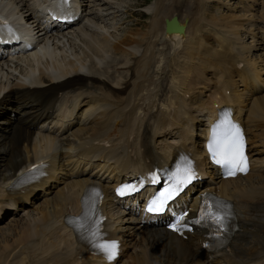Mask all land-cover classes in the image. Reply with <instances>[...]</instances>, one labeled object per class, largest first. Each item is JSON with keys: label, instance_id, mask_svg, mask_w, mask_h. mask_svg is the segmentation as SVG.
<instances>
[{"label": "bare ground", "instance_id": "obj_1", "mask_svg": "<svg viewBox=\"0 0 264 264\" xmlns=\"http://www.w3.org/2000/svg\"><path fill=\"white\" fill-rule=\"evenodd\" d=\"M3 1L9 6L12 13L19 15V19L30 15L29 8L25 5L24 0H0V2ZM180 1L183 0H178L179 4H176L175 1L174 4L172 2L168 4L164 0H157L150 13L151 18L148 29L142 32L131 28L127 34L125 32L123 36L118 35V40L111 41L105 34L98 35L95 30L88 32L90 23L83 22L80 24L81 21L79 20V25L77 23L76 26L66 29L62 32L61 38L52 44V46L58 43L64 44L57 50L61 53L62 59L56 65V75L51 76L43 71L40 72L44 80L52 77L61 79L59 84H51L49 87L40 90L29 87L28 83L22 81L18 84L11 82L9 86L6 85L7 90L0 97V130H7L6 133L0 132V144L1 149L3 147L8 149H3L0 152V157L4 159V161L1 159L2 162L0 163V177L5 176V173H2L4 168L11 167V173H13V169L16 167L21 169L25 161L40 156L41 152L36 149L35 140L31 142V145L23 143L22 146L18 145V140L25 138L29 141L30 139L29 130H26L27 121L29 120L26 119H31L34 114H29L28 111L36 107L35 105L42 98L43 101L38 105V108L43 111L42 106L50 104L59 89L62 91L67 89L68 91L65 90L63 94L76 98V105L84 104V108L80 110L81 120L86 119L93 110H97L87 121L90 122L89 130L86 129V125L83 123L76 129L70 130L68 134L76 132V137L80 139L94 135H103L104 137L112 135L111 140L114 145L117 143L118 138H121L120 150L117 151V148L114 150L109 149L107 151L108 157L114 161L121 156L123 166L134 170L135 168H145L150 162L160 161L162 158V152L154 149L149 142V134L150 137H154L176 132L177 135L183 138L179 145L171 146L170 143H162L155 146V143L153 144L158 148H165L166 145L171 146L165 153L167 155L170 149L172 152L179 148L185 149L187 139H192L193 135L195 137L203 133V126L200 128L198 126L203 125L205 120H209L214 116L216 108L211 105L213 101L230 100L229 93H226L225 89L226 87H236L234 84L235 76L247 89L255 86L261 87V79H259L261 67L259 63H256L255 58L242 54V44L232 41L229 35L230 32L225 30L223 36L214 35L223 49L219 48L217 50L220 51H217L205 47L204 41L200 43L201 41L197 36L196 31L200 29L197 18L191 17L188 20L187 14L190 10L186 7L187 0H184L185 4H180ZM0 9L5 10L7 8L0 6ZM171 14H175L177 19L183 23V31L165 32L163 30V18L169 17ZM213 23L216 24V21L213 20ZM104 26L106 27L105 31H111L108 25ZM231 33L237 35L238 31ZM36 34L42 33L37 31ZM87 37H90L91 40ZM164 37L170 39L183 38L182 50L177 49L174 56L177 68L173 71L175 81H172L170 91H166L165 77L156 82L155 80L152 81L148 73L149 69L158 65L155 64L156 57L154 54L161 51L157 48V44L162 43ZM171 42L173 43V41ZM142 43L143 47L139 51ZM137 51H139L138 54H136ZM110 53H117V55L112 56ZM69 54L72 57L66 58ZM178 57L182 58L181 61L183 62V64L179 63L180 69ZM198 58L201 59V63L194 70V78L188 80L191 77L192 64ZM237 60L243 61L241 69H236L233 66ZM207 67L216 70V73L213 72L217 79L214 89L205 101H199L195 105L187 103L182 96L183 91L188 90L185 86L186 83L195 84L197 77L202 82L203 87L208 88V84L201 78L203 69ZM251 67L253 68L250 69ZM149 83H153V91L140 92L143 88H147L146 86ZM12 84L17 85L14 90L11 88ZM176 88L177 91H175ZM166 92H169L167 96ZM167 98L168 101L166 102ZM233 98L235 103L242 104L239 92H235ZM139 99H141V102L143 101L142 105L138 101ZM170 102L175 103L171 113H169L170 109L168 107ZM140 107H142V114L135 120L134 114ZM205 107L206 109H204ZM88 109H91L92 112L87 113ZM236 110L240 112V107L237 106ZM96 113H99V116H95ZM247 121L252 122L256 129L254 135L257 137V143L262 144V150L249 148L250 139L247 131ZM135 122L138 124V129L141 130L138 142L134 138H129ZM173 127H176L178 131L173 130L170 132ZM197 128L200 132L196 131ZM244 129L249 155L253 156L254 152L258 151L255 154L259 156L264 150V92L253 96L251 99L245 114ZM41 134L46 135L45 133ZM2 135L8 137L9 141L2 140ZM68 138L67 135L62 139L63 144L68 141ZM162 139H165V137H162ZM55 140L60 141L59 137L54 136L42 138L41 141L45 144ZM192 140L194 146L191 151L200 152V142L197 146L194 139ZM11 141L13 142L11 143ZM252 142L254 141L252 140ZM262 160L260 158L259 161ZM46 161L47 166L44 168L46 175L28 185L26 192H30L35 185H40L43 181L46 182V178L53 175L54 169L59 168L63 163V160L55 161L51 155L47 156ZM106 167L107 177H109L108 184L111 186L115 178L114 167L110 162L106 163ZM250 173L251 170L243 176H236L234 181L247 179ZM259 177L260 180L258 181L254 180L234 185L231 189L228 188L227 184L233 182L232 178L223 179V182H227L226 185L221 183V188L229 193L232 192L235 197V208L237 210L238 229L232 233L227 255L221 252L220 254H213L209 261H200L199 258L203 255V250L200 249L201 236L199 232H195L194 237L190 239L188 244H184L182 240L174 241L169 237L167 243L171 247H168V250L162 255L139 256L140 258L136 259L133 264H215L218 257H221L222 264H254L258 259H262L264 257V231L262 230L264 227V166L260 168ZM86 183V179H78L76 185L69 192L59 194L52 199L50 209L47 207L40 208L39 213L41 216L37 227L28 226L29 222L34 219V216H32L30 220L19 221L16 224V230L12 231L11 237L0 238L2 242L0 244V264H73L77 259L78 262L80 259L83 260L85 249L82 246H76L72 242L68 230L63 227L62 214L66 210H78V197ZM106 185L104 183L106 195L110 196L111 191L107 189ZM10 230L7 229L8 234ZM18 238H20V241H17ZM4 247H9L8 255L3 251ZM12 251L14 252L11 256L9 254ZM97 263L106 264L99 261Z\"/></svg>", "mask_w": 264, "mask_h": 264}, {"label": "snow or ice", "instance_id": "obj_2", "mask_svg": "<svg viewBox=\"0 0 264 264\" xmlns=\"http://www.w3.org/2000/svg\"><path fill=\"white\" fill-rule=\"evenodd\" d=\"M208 151L214 161L225 169L228 176L235 175L236 172L247 171V160L244 154V139L238 127L228 119L227 113H224L221 120L215 124L211 131V137L207 145ZM195 178V172L192 162L185 159L182 164H178L176 170L169 176L167 186L160 191L149 203L146 208L148 212L160 213L164 211L167 203L172 200L182 188L189 184ZM152 180L155 182L156 177ZM135 188L125 185L117 190L119 195H125L127 192L134 191ZM201 208L199 218L195 223H206L214 226V234L219 236L225 229V221L228 215L226 204L219 198L205 194L201 197ZM187 213L176 218L175 223L169 225L173 231H180L185 227L183 221ZM91 219L88 211H85L83 220L86 222ZM96 232H92L93 239L97 237ZM103 252L109 260L117 255L118 244L115 241H102L94 245Z\"/></svg>", "mask_w": 264, "mask_h": 264}, {"label": "rangeland", "instance_id": "obj_3", "mask_svg": "<svg viewBox=\"0 0 264 264\" xmlns=\"http://www.w3.org/2000/svg\"><path fill=\"white\" fill-rule=\"evenodd\" d=\"M141 1L142 0H119L118 10H113L110 6H108V4H104L107 1H102V3H103V4H101V13L103 14V18L102 19L104 21H111L112 20L111 24L113 25V29L116 32L115 36H117L118 34L120 36H123L124 33L126 32V34H127L128 30L129 29L131 30V28H135L136 31H142V32H144V31H146L148 29L149 21H150V18H151V14L148 15V17H149L148 24H146L147 20H148V17L147 18L141 17L140 19H142L143 21H141V20H133L132 21L130 19V20H128V22L126 24V29H125V26H124L125 22L122 19V16L124 15V9L127 10V11H129V10L138 11L141 8L146 9V7H144L143 5L139 4V3H141ZM152 1H154V0H150V2H152ZM174 1L176 2V4H179V2H177L178 0H171V2L173 4H174ZM183 2H184V0L182 2L180 1V4H184ZM249 2H252V4H251V9H249V14L247 13L248 16L250 17L251 13H253L254 15L259 14L260 13V7H261V0H202V1L198 0V3L196 2L197 4L196 3L194 4L195 5L194 6V10H195V15H198L200 18H209L211 16H219L221 21L218 20V17H213V18L210 19V21L213 22V20H215L217 24L221 23V25L223 27H224V19H226V20H229V22H231L233 24L239 25V27H241V29H244L242 27V25H240L238 23V20H241V19L244 18V16H240V14H241V12L244 9V5H247V3H249ZM94 4L95 3L93 1H90V5H89V8H88L89 11L92 10ZM127 7H128V9H126ZM98 17L100 18L99 15H98ZM136 17H139V16H136L134 14L132 16H130V18H136ZM193 18H195V19L197 18V22H199V18L198 17H193ZM251 19L254 21V26L256 28L254 30V31H256L255 36H254V38H256V41H255L256 47L252 46L251 37L246 35V33H244V36L242 37V39H240V42L243 45H246V46L251 44V47L249 46L250 47L249 48V52L252 50L250 52L251 56L256 57V55L261 56L262 53H264V33L258 26H256L255 20L253 18H251ZM256 21H258V19H256ZM201 23H202V28H203V30L206 33H215V34H219L220 33L212 25H209V24L205 23L204 21H201ZM130 25L134 26V27H131ZM144 25H145V27L142 30H140L141 27H143ZM100 26H102L104 29L106 28L104 25H101V18L99 20V25L97 27L101 28ZM114 26H115L116 29L114 28ZM198 27L200 28L199 30H201V27H200L199 23H198ZM193 28H195V27H193ZM225 30H227V29H224V31ZM227 31H229V32H237L238 30L235 29L234 31L233 30H227ZM121 32H123V33H121ZM223 32H222V36H223ZM260 32H262L263 35H261ZM198 34L199 33H197V36H198V39L201 41L200 43H202L203 41L205 42V39H202ZM98 35H101V34H98ZM204 38H206L209 41L216 40L214 36L212 37V36H209V35H206ZM166 40H167V45L165 46L164 51L159 54L160 56L162 55V59L161 60L164 61L163 62L165 64L164 68L166 67V70H167L165 73L164 72L162 73L163 77L166 76V75H171L172 69H173V63H172L173 58H172V56H174V53L177 50V47L174 46L176 41L169 40L167 37H166ZM171 41H173V43ZM217 44H219V42H217ZM210 45L215 46L216 45V41H212L210 43ZM205 47H207V46L205 45ZM174 48H175V50H174ZM207 48H210V47H207ZM219 48L223 49L220 44H219ZM211 49H213V50L216 49L217 50V48H211ZM217 51H220V50H217ZM112 56H113V54H112ZM163 56L166 57V58H164ZM181 60H182V58H180L178 60L179 61L178 64L179 63L183 64V62ZM197 61H199V62L197 63L196 67H198L200 65L201 59L198 58ZM197 61H195V62H197ZM166 62H168V63H166ZM205 69L206 68L203 69V72L201 74V78L204 79V81L208 84V88H210V92H212V90L214 89L215 82L217 81V79L215 77V73H216L215 71L216 70H213L212 68H210V72L215 77V80H214V82L209 83L208 81L205 80L204 73L207 72ZM213 72H215V73H213ZM163 77H161V78H163ZM160 79L156 80V82L159 81ZM172 81H175V80H172ZM197 82H199V78L196 77V82L195 83H197ZM200 89H203V84H202V87L197 88L199 94H200ZM210 92H209V94H210ZM206 95H207V91L205 90L203 92L202 96L205 97ZM205 99H199L198 102L199 101H205ZM198 102L196 104H198ZM249 126L252 129L251 124ZM251 137H253V136L251 135ZM252 140L254 141L253 138H252ZM252 140L249 141L250 144H251ZM253 143L254 142H252V144ZM255 149H257V148H253V150H255ZM257 152L258 151L254 152V154L257 153ZM1 162L2 161H0V163ZM30 219L31 218H29V220ZM22 221H25V220H20V222H22ZM7 229H12V227L9 226L8 228H6V231H7ZM11 236H10V234H8V232L5 234V237L9 238ZM0 244H2L1 241H0ZM9 250H10L9 247H7V248L4 247V249H3V251L6 252L7 255H8L7 251L9 252ZM13 252L14 251H12V253L9 254V255L12 256Z\"/></svg>", "mask_w": 264, "mask_h": 264}]
</instances>
